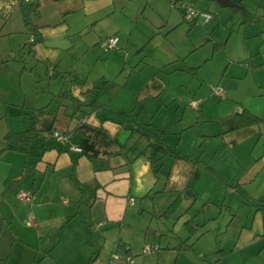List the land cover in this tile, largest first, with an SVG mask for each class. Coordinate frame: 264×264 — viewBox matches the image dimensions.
Instances as JSON below:
<instances>
[{
    "label": "crops",
    "instance_id": "0c3cea01",
    "mask_svg": "<svg viewBox=\"0 0 264 264\" xmlns=\"http://www.w3.org/2000/svg\"><path fill=\"white\" fill-rule=\"evenodd\" d=\"M192 1L213 16L188 20L180 0H0V212L16 237L6 264H108L113 253L184 264L186 248L201 264H223L220 249L227 264H264V34L242 23L232 55L214 36L244 8L264 22V0ZM244 109L260 120L239 126ZM32 126L39 139L1 150L9 130ZM223 214L220 236L238 238L205 256Z\"/></svg>",
    "mask_w": 264,
    "mask_h": 264
},
{
    "label": "trees",
    "instance_id": "16d2710c",
    "mask_svg": "<svg viewBox=\"0 0 264 264\" xmlns=\"http://www.w3.org/2000/svg\"><path fill=\"white\" fill-rule=\"evenodd\" d=\"M241 4V3H239ZM244 12V22H248L251 20H254L255 17L252 13H250L248 10H246L244 8L243 10ZM25 21L26 24L28 26H32V22L31 19L28 15L25 16ZM192 72V74L196 75L197 73V68H192L190 70ZM77 75H75L76 77ZM73 81L75 82H83V80L81 78L78 79H73ZM94 91L93 89H88L87 91H85V94H89L91 92ZM67 93L66 90H63L61 92L58 93V95H62V96H66L65 94ZM67 96L69 98H71L74 103L76 104V106L78 107L81 103V100L74 96L71 93H68ZM93 101L90 104H95ZM238 119H239V126H245L254 122H258L260 120V118L255 115L254 113L250 112L247 109H244L243 111L238 113ZM40 133L37 131L36 127L32 126L30 128H24L21 131H13V130H9L6 134H5V140L7 145L3 148H1V150H5L7 148H10L12 145H16V144H23L25 146H29L31 144V142L35 139H39ZM177 153L179 156L184 157V158H188V156L186 154H183L181 152H175ZM31 167L30 163H26L25 164V168L29 169ZM180 203V198L178 197L168 208L167 210L164 212V216L165 217H169L171 214H173V212L176 210V208L178 207ZM186 226L191 230V232H195V229L193 227V225L190 223V221H185ZM15 234L13 233V231L11 230L10 226L8 225V223L6 222L4 216L2 215V213L0 212V264H6L7 263V259L9 256V252L10 249L13 245V242L15 240ZM187 242V240H183L182 241ZM219 253V260L223 261V264H227V258H226V251L224 249H220L218 251Z\"/></svg>",
    "mask_w": 264,
    "mask_h": 264
},
{
    "label": "rangeland",
    "instance_id": "374dc122",
    "mask_svg": "<svg viewBox=\"0 0 264 264\" xmlns=\"http://www.w3.org/2000/svg\"><path fill=\"white\" fill-rule=\"evenodd\" d=\"M218 7L222 8L219 4H217ZM214 16L218 19V14L214 13ZM255 19L251 20L250 22H244L243 21L240 23L232 18H229L228 15H224V17L221 16V24L220 26L216 25V30L214 32V36H218L220 38L225 37L224 40L227 38V45H226V50L228 51V54L232 55V53L236 51H240L242 48V45L244 44V38H243V27H241V24H250L253 25L254 28L258 30L261 34H264V22L262 21L261 17H258L257 15L254 16ZM235 24H231L234 23ZM263 30V31H262ZM229 35V36H228ZM262 43V40L258 38L255 43ZM261 48V47H260ZM218 53H223L222 51H219ZM237 53V52H236ZM226 55V53H225ZM216 57V56H215ZM215 59V58H214ZM219 60V57L214 61V63H217ZM62 88H67V85L63 84ZM61 87L58 89L60 90ZM68 89V88H67ZM5 141L0 138V144H4ZM227 214H223L220 216V218L215 221L214 223H211V230L206 234V236L202 239V241L199 244L200 250H203L205 252V256L210 257V255H214L215 250L218 249L219 246H221V243L223 242L224 245H226V248H231L233 247L234 243L236 242L238 238V232L230 231L224 234V236H220V231L221 228L220 226L225 224L227 222ZM186 231V230H184ZM189 248H186L184 251H182L181 254V260L184 262V264H201L200 256L199 254H192L188 251ZM232 260L235 262L236 257L235 255L233 256Z\"/></svg>",
    "mask_w": 264,
    "mask_h": 264
},
{
    "label": "built area",
    "instance_id": "2783aa9c",
    "mask_svg": "<svg viewBox=\"0 0 264 264\" xmlns=\"http://www.w3.org/2000/svg\"><path fill=\"white\" fill-rule=\"evenodd\" d=\"M180 5L183 8V14L185 18L191 21L200 19L209 20L213 16V13L211 11L198 7L192 0H180ZM31 40H33V37L31 38ZM118 41L119 36L115 34L102 39L100 45L104 50H108L117 47ZM220 90L221 87L218 88V91ZM199 100L200 99H194L191 103L193 105H196ZM52 134L61 141H64L67 138V136L58 129H54L52 131ZM72 148L77 150L80 149V147L77 145H72ZM18 196L21 199H29L31 197V192L21 191L18 193ZM131 200L133 202L132 198ZM152 248L153 247L148 244L144 247V251H149ZM108 264H136V262L133 256L122 257L117 253H113Z\"/></svg>",
    "mask_w": 264,
    "mask_h": 264
},
{
    "label": "water",
    "instance_id": "95a60500",
    "mask_svg": "<svg viewBox=\"0 0 264 264\" xmlns=\"http://www.w3.org/2000/svg\"><path fill=\"white\" fill-rule=\"evenodd\" d=\"M217 1L223 6H239L242 7L243 9V6L234 0H217Z\"/></svg>",
    "mask_w": 264,
    "mask_h": 264
}]
</instances>
